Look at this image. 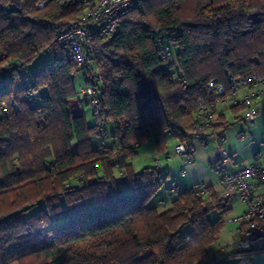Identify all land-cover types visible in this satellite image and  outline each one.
Returning <instances> with one entry per match:
<instances>
[{
  "label": "trees",
  "instance_id": "16d2710c",
  "mask_svg": "<svg viewBox=\"0 0 264 264\" xmlns=\"http://www.w3.org/2000/svg\"><path fill=\"white\" fill-rule=\"evenodd\" d=\"M37 2L0 0V264H254L259 251L211 252L231 198L199 182L158 200L168 174L131 159L225 137L230 123L201 121L202 102L210 81L264 77V0H146L93 34L84 66L56 41L78 3ZM81 71L96 124L80 109Z\"/></svg>",
  "mask_w": 264,
  "mask_h": 264
},
{
  "label": "built area",
  "instance_id": "2783aa9c",
  "mask_svg": "<svg viewBox=\"0 0 264 264\" xmlns=\"http://www.w3.org/2000/svg\"><path fill=\"white\" fill-rule=\"evenodd\" d=\"M49 1L77 2L81 10L78 17L63 27L56 36V41L67 44L70 47L69 58L73 59L77 65L84 66L87 61V52L93 46V34L96 31L103 35L112 32L121 15L133 8H142L146 0H38L37 6L42 8ZM171 48L166 46L169 52ZM49 51V49H48ZM94 60L91 59V63ZM86 83L81 87V93L86 95L95 106L98 112L100 108L99 100L96 96V89L93 79L88 77ZM209 97L212 103L202 102L200 110V120L210 124L218 115L217 107L220 104L234 101L244 109V120L250 127L257 124L260 114V107L257 100L264 96V77L255 73L238 80H233L230 88L215 81L209 82ZM243 92V96L234 97ZM241 137L247 136V132H241ZM218 148L217 157L214 161V168L221 173L222 196L234 198L245 204V211L242 215L232 217L229 220L239 224L236 231L237 239L230 242H220L217 251L224 253L233 249L238 250H264V161H262L263 151L254 152V161L236 170L226 169L230 162L231 155L227 151L223 135L217 136ZM203 144L206 142L203 141ZM260 146H264V136L260 140ZM193 151L194 148L192 147ZM175 153L183 155L187 153V148L183 143L175 145ZM156 159H159L156 157ZM208 185L200 182L197 185L198 192L204 194ZM173 187L172 192H177ZM214 261V259H212Z\"/></svg>",
  "mask_w": 264,
  "mask_h": 264
},
{
  "label": "crops",
  "instance_id": "0c3cea01",
  "mask_svg": "<svg viewBox=\"0 0 264 264\" xmlns=\"http://www.w3.org/2000/svg\"><path fill=\"white\" fill-rule=\"evenodd\" d=\"M242 95L243 92H240L239 95L233 96L232 98L241 97ZM258 106L261 108L258 122L256 126L249 129L253 137L258 138H253V140L248 135L243 137L240 135L241 132H247L248 130V126L244 120V109L241 106L237 107V105L234 104V101L229 99L228 102L220 104L217 107L218 115L216 118H218L219 115H223L230 123V126L224 131V143L231 155L229 163L233 165V167L229 169L227 164L226 169L236 170L248 165L254 161V152L256 150L263 151L262 161H264V146H260L259 143L264 136V96L259 98ZM203 141L206 143L203 144ZM217 143V135L208 136L206 140H201L200 138L195 137L192 140V147L194 150L191 153L177 155V157L174 158L173 164L171 161H167L166 163L160 162L162 156L170 158V150L165 152V154L160 153L159 159H155L160 163L164 172L168 174V178L166 179L164 187L160 191L157 199H171V192L168 189L169 187H191L199 182H204L211 186L219 195L223 194L220 183L221 173L213 166L217 157ZM147 151L142 154L147 156L149 152H151V154L157 152L152 146H149ZM237 201L238 199L236 197L231 198L230 205L232 210L234 209V203Z\"/></svg>",
  "mask_w": 264,
  "mask_h": 264
},
{
  "label": "rangeland",
  "instance_id": "374dc122",
  "mask_svg": "<svg viewBox=\"0 0 264 264\" xmlns=\"http://www.w3.org/2000/svg\"><path fill=\"white\" fill-rule=\"evenodd\" d=\"M207 35H208V32L206 30H202L198 33L199 38H202V37L207 36ZM47 58H48V56H46L44 53H41L39 56H37L29 64V67H31V68L40 67L43 65L45 59H47ZM88 76H91V75L88 74ZM73 82H74V84H75V86L79 92L80 99H82L84 102L80 109L85 112L87 119H88L90 124H96L97 119L94 115V107L90 104L85 103L83 94L80 92L81 87L84 84V72L81 71L78 74L74 75ZM258 101H259V99L257 100V102ZM260 110H261V108H260ZM215 119H217V118H215ZM257 122H258V120H257ZM247 126H248L247 127L248 128V130H247L248 136L253 140L254 137H253L252 133L249 131V129L251 127L248 124H247ZM254 126H256V125H254ZM254 126H252V127H254ZM254 139H258V138H254ZM99 140H100L99 138L94 137V139H93L94 144H98ZM217 142H218V138H217ZM175 145H176L175 141H173V140L169 141V148L168 149L170 150V158L162 156L160 162L166 163L167 161H171L173 164L174 158L177 157V154L175 153ZM224 145H225V143H224ZM225 147H226L227 151L229 152L226 145H225ZM217 148H218V143H217ZM147 149H148V147H144L141 154H138L133 159H131V161L134 164V167L137 171L143 169L146 165H154V164L159 163V162H157V160L155 158L156 157L159 158L160 153L156 152L154 154H151V152H149V154H147V156H145V154H142V153L147 151ZM145 163H148V164H145ZM174 164H175V162H174ZM158 165H160V163ZM227 167L230 169L233 167V165L228 163ZM123 190H124V186H123ZM220 195H222V194H220ZM244 211H245V204L242 201L238 200L237 202L234 203V209L226 214V222H225L224 228L220 234V237L222 240L220 239L219 243L220 242H230V241H233L234 239H237L236 231L239 228V224H237V223H235L229 219L232 217H237L239 215H242ZM219 217H220L219 211L212 212V214H211L212 220H217ZM219 243H216L215 246H213V249L211 252L216 251L217 245ZM226 252H224V253L217 252L216 254L218 256H221L223 254L225 255ZM253 262H254V264H264V251H259V252L254 253L253 254Z\"/></svg>",
  "mask_w": 264,
  "mask_h": 264
}]
</instances>
